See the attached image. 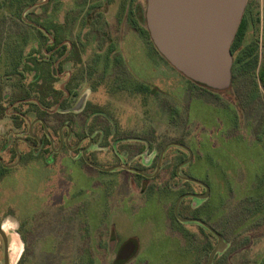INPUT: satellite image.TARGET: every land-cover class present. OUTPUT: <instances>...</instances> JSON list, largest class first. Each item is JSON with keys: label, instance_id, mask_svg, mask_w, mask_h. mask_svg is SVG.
I'll use <instances>...</instances> for the list:
<instances>
[{"label": "rangeland", "instance_id": "obj_1", "mask_svg": "<svg viewBox=\"0 0 264 264\" xmlns=\"http://www.w3.org/2000/svg\"><path fill=\"white\" fill-rule=\"evenodd\" d=\"M247 3L263 22L264 0ZM45 33L70 35L74 46L62 64L74 70L71 98L48 121L54 142L58 126L70 127L74 144L91 122L111 132L104 140L96 135V148L110 146L118 134L119 160L146 174L165 146L191 149L193 160L180 176L206 183L211 196L182 199L178 215L195 217L200 205L209 214L216 205L214 228L226 248L212 264H264V48L248 60L230 57L228 84L213 88L153 51L147 0H0V52L10 60L17 51H41L49 40L37 37ZM42 59L53 66L54 59ZM43 78V105L52 110L62 80ZM104 152L97 162L110 166L114 155ZM71 157L46 153L0 182L10 264H116L127 244L135 252L124 264H206L216 240L173 215L181 195L203 191L174 175L187 158L183 150L168 147L151 181L125 167L114 174L68 169L63 163H81Z\"/></svg>", "mask_w": 264, "mask_h": 264}, {"label": "flooded vegetation", "instance_id": "obj_2", "mask_svg": "<svg viewBox=\"0 0 264 264\" xmlns=\"http://www.w3.org/2000/svg\"><path fill=\"white\" fill-rule=\"evenodd\" d=\"M258 31L260 32L259 38L252 39V36H254L252 35L246 43H244L247 35H251L254 32L258 34ZM37 38L40 41L43 38H48L49 40V42L41 47V51H17L15 53L16 55L12 57L11 60L6 57L8 52L7 54L4 51L2 52L5 56L0 52V124L3 123V126L0 125V129H6L5 135L0 133V182L8 172L19 167L27 166L32 162H40L42 155L46 153L55 156L65 152L69 155L75 154V157H71V159L75 160L79 158L81 160V163H63L67 168L71 165H78V167H87L99 173L114 174L118 171H122L121 169L125 167L126 172L141 176L145 180H153L161 169V161L165 152L161 159L160 155L163 150L158 157L154 172L152 174H146L139 171V169L134 166L123 164V162L119 160L117 151H120L121 147L117 144L119 141L118 134H112V137H115L113 140L114 144L112 141H108L110 146L104 145L96 148V135H103L104 140L105 137L111 136V132H107L104 129L95 130V126L92 128L93 125H91V122H88L84 134L74 144L72 142L74 136L70 127L64 124L58 126L55 131L56 140L54 142V133L51 132L52 128L49 127L48 121L57 118L56 114L60 105L71 98L72 94L68 91V88L72 84L74 70L73 68H64L62 64L69 58V54L72 53L74 46L72 44V36L70 35L50 36L44 34L43 37L39 36ZM258 47L264 48V21L262 22L259 20V15L256 14L253 5L247 3L229 47L230 57L235 59H251L254 54L257 53ZM48 48L51 50L48 51ZM64 48H67L66 52L60 55ZM42 55L47 58L46 61L54 59L52 67L43 66L46 62L42 59ZM262 65L264 69V62ZM44 74L50 75L52 84L56 83V80H62L59 85V90L63 95L57 99L52 110L44 108L43 105ZM236 75L237 74L233 71L232 78ZM261 83L264 88V75ZM254 97L255 94L251 92L247 99L253 100ZM4 105H6L5 108H3ZM63 130L66 131L64 136L62 133ZM70 142L73 145H70ZM84 142L85 145L81 146ZM180 149L186 153L187 160V150ZM186 149L188 148L186 147ZM150 150L152 151L153 149L149 147L147 151L149 152ZM101 151H105L104 154L110 151L109 153L114 155V163L110 166H101L95 157L96 155H103ZM188 151L191 152V160L189 162L191 163L193 160V151H191V149H188ZM180 164L175 167L174 175L179 180L183 181L180 179V177H182L180 176V171L186 165L180 167L177 172L176 169ZM137 171L140 173H137ZM201 183L208 188V196L206 198L208 199V197L211 196L210 187L204 182ZM196 185L203 191L195 195H203L205 193L204 187L199 184ZM206 199L198 200L204 201ZM196 209L195 217H190L189 219L196 220L193 224L196 225L197 229L200 232L209 234L217 242L215 235L204 226L206 225L218 233L214 228L216 218L213 215V209L217 211V206L210 204L209 214L203 211L202 205ZM0 230L3 233V236L0 235V264H10L8 241L1 224ZM15 242L17 241L15 240L14 243ZM15 245L18 246L16 243Z\"/></svg>", "mask_w": 264, "mask_h": 264}, {"label": "water", "instance_id": "obj_3", "mask_svg": "<svg viewBox=\"0 0 264 264\" xmlns=\"http://www.w3.org/2000/svg\"><path fill=\"white\" fill-rule=\"evenodd\" d=\"M245 4L246 0H147L150 40L158 53L186 77L213 88L224 87L230 78L229 47ZM169 146L188 152V159L177 167L178 172L180 167L190 162L191 154L182 145L170 144L163 149L160 159ZM180 179L205 189L203 195H181L174 205L173 215L177 221L193 223L196 220L178 215L179 204L189 197L206 199L208 188L193 178ZM204 226L217 238L206 262L212 264L215 255L223 252L226 244L219 233ZM0 235L3 236L1 230ZM134 252L132 245L125 246L119 252L116 264H124Z\"/></svg>", "mask_w": 264, "mask_h": 264}, {"label": "trees", "instance_id": "obj_4", "mask_svg": "<svg viewBox=\"0 0 264 264\" xmlns=\"http://www.w3.org/2000/svg\"><path fill=\"white\" fill-rule=\"evenodd\" d=\"M140 32L142 33V31H140ZM146 35L148 36V40L150 41L148 33H146ZM150 44H151V46H152L153 51L159 56V54L157 53V51H156V49L154 48V46H153V44L151 43V41H150ZM161 59H162V58H161ZM263 75H264V74H263Z\"/></svg>", "mask_w": 264, "mask_h": 264}]
</instances>
